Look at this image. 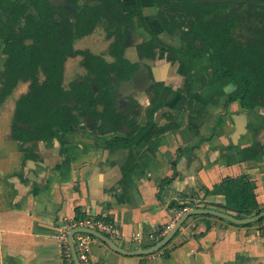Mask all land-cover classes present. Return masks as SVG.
Returning a JSON list of instances; mask_svg holds the SVG:
<instances>
[{
  "label": "crops",
  "instance_id": "1",
  "mask_svg": "<svg viewBox=\"0 0 264 264\" xmlns=\"http://www.w3.org/2000/svg\"><path fill=\"white\" fill-rule=\"evenodd\" d=\"M118 2L127 11L135 9L134 0ZM153 2L142 0L143 13L161 36ZM5 45L0 38V90ZM153 61L151 73L169 91L167 111L154 115L130 153L127 148L109 153L104 138L116 132L95 133L89 116L66 132L55 129L51 138L32 147L22 144L12 138L10 123L15 100L28 85L18 81L0 96V264H63L55 236L88 216L113 223L118 233L109 237L122 249L151 246L183 207L233 213L224 208L220 182L226 177L246 176L264 206V106L244 107L237 99L228 100L234 84L201 79L208 68L203 58L189 66L187 53L178 52L171 60L162 46ZM181 97L186 101L175 108ZM139 102L143 124L149 94H141ZM129 155L135 163L125 172ZM137 231L141 243L132 240ZM150 233L158 238L147 239ZM89 255L93 264H264V220L234 223L193 214L152 253H121L98 238Z\"/></svg>",
  "mask_w": 264,
  "mask_h": 264
},
{
  "label": "trees",
  "instance_id": "2",
  "mask_svg": "<svg viewBox=\"0 0 264 264\" xmlns=\"http://www.w3.org/2000/svg\"><path fill=\"white\" fill-rule=\"evenodd\" d=\"M97 1L95 11L87 5L73 10L76 23L75 31H72L69 23L65 22L66 28H59L47 14L51 3L46 0H0V38H9L0 96H7L18 81H29L27 90L14 103L10 123L13 139L32 147L38 140L51 138L55 129L66 132L83 116H89L94 120L95 133L116 132L104 138L109 153L125 148L130 153L132 143L151 123L154 115L167 111L164 102L169 91L162 88L160 80L152 79L145 89L150 106L145 111L144 123L139 124L143 107L134 95L124 96L119 84L131 79L142 65L148 70L155 58V49L160 45H167L171 56L180 51L188 53L190 63L202 54L200 43L211 45L213 74L235 81L228 100L237 99L242 106L249 108L264 106V43L256 42L246 49L232 41L228 33L230 22H218V17L213 15L215 3L156 0L164 9L161 20L169 32L183 25L188 28H181L185 47L173 48L148 27L140 12L141 0H136L137 10L132 14L122 11L115 0ZM170 11L174 13L169 14ZM2 14H6L5 18ZM133 15L139 17L142 28L151 34L137 45L139 56L150 60L147 64L141 60L130 62L122 55L125 40L122 31L129 32ZM99 19L103 20L107 35L114 34L109 46V53L115 56L113 62L86 50L72 51L70 47L74 33L77 36L90 33ZM24 37H32L33 42L25 44ZM217 37L224 38L223 42L217 41ZM77 52L83 55L81 64L86 73L72 79L65 87L62 61L66 54ZM119 98L125 99L122 107L118 106ZM184 101L186 99L181 97L174 107H180ZM130 156L126 158L125 172L130 171L135 163ZM220 186L225 193L224 208L232 210L235 217H247L264 209L257 203L253 184L246 176L226 177ZM263 220L264 217L255 222Z\"/></svg>",
  "mask_w": 264,
  "mask_h": 264
},
{
  "label": "flooded vegetation",
  "instance_id": "3",
  "mask_svg": "<svg viewBox=\"0 0 264 264\" xmlns=\"http://www.w3.org/2000/svg\"><path fill=\"white\" fill-rule=\"evenodd\" d=\"M46 1L48 3H51V7L49 8V12L47 14H49L51 16V18H53L54 21L58 23L59 28H66V23H69L72 31H75V23H76L75 12L73 10L74 9L79 10L84 5H87V6H90L89 8L91 10L95 11L94 10L95 5L99 3L97 0H46ZM134 1H135V9L132 11H127L118 2V0H115L116 4L121 7L122 11H124L126 13H131V14L137 10L136 0H134ZM195 2H197V1H195ZM199 3H205V4L206 3H215V5L213 6L214 7L213 8V10H214L213 15L215 17H218V20H219L218 22H220V21L230 22L231 28L229 29L228 33L230 34L232 41H236L237 44L243 45L244 48H246V49L249 48L248 46L253 45L256 42L264 43V0H216V1L206 0V1H201ZM153 4H154L153 5V12L154 13H152V14H154L156 16L158 22L162 26V34L161 35L175 36V34L178 32L180 39L183 41V44L181 43L178 46H174L173 44H171L169 42L168 43L166 42V43L173 48L185 47L184 43H186V42L182 37L183 31L181 28L188 29L187 26L183 25L181 28L179 27V28L174 29L172 32H169L164 27L162 20H161V14H162V11H164V9L156 0H154ZM140 12H141V15L143 16L146 24L151 29V31H153L156 34V36L158 38H160L161 36L158 35L150 27V25L148 24V22L145 18V14L143 13L142 0H141ZM171 13L173 14L174 12L170 11L169 14H171ZM167 14H168V12H167ZM5 16H6V14H2V18H5ZM102 22H103V20H102ZM102 22L100 21V19L97 20V23L95 24L93 30L96 27H100L103 30L102 39H104L106 41L105 48H104L103 52L101 50H93L92 48H90L88 46L87 47L75 46V43L78 39L90 34L93 30L90 33H87V34H84L81 36H77L74 33L73 37L71 39V42H70L71 50L72 51H84V50H86L92 54L100 55L107 62L115 61V56H113L112 54L109 53V46L114 39V34H111L110 36H108L107 32L104 28V24ZM131 24L132 25L129 27L128 33L122 31L124 33V37H125V40L123 41L124 47L122 50V55L124 56V58L128 59L130 62L141 60L142 62H145L146 64L150 63L149 59L141 58L139 56L138 51H137V45L142 40L147 38L145 35L150 37L151 34H149L147 31H145L142 28L139 17L137 15L132 16ZM125 25H126V23L123 24L122 27L125 28ZM2 38L6 39V45L5 46L7 47L9 44V38L7 36H4ZM223 40H224V38L217 37V41L223 42ZM23 42L25 44H31L33 42V38L32 37H24ZM162 46L167 48V58L172 60V58H174V56H171L169 54V48L167 45H160L159 47H157L155 49V53H156L157 49L162 47ZM199 46H200V49H202V54L197 58L205 59V61H207V64H208V68L205 71V73L200 75L201 79H203L204 81L213 80V81H215V83H219L221 85H225V84H229V83L235 85V81L224 80L225 78L222 75H221L222 77H219L218 75L213 74V70H212L213 69V67H212L213 63H212L211 58H210V54L213 52L212 46L209 44H205V42L200 43ZM180 52H183V51H180ZM7 55H8V53H7ZM82 57H83V55L81 52H77L73 55L66 54L63 61H62L63 76H64V70L67 68L66 62H68L69 59H73V58H77L76 62L73 63L77 76L84 75L86 73V69L81 64ZM193 60H192V63H193ZM221 61H223V60H221ZM221 61H219V64ZM6 62H7V56H6ZM4 64H5V62H4ZM4 64H2V66ZM152 65H153V63L151 64V66L148 70H146V68H145V70L143 71V74H141L135 78L134 82L136 84H132L131 79L121 82L119 84L120 92L124 96L134 95L136 97L138 103H140L139 102V96H141V94H143L145 92V91L141 90V88H140L141 85H143V83L146 82V86H148L151 83L152 79L156 80L154 75L150 71ZM143 66L144 65H142L141 68H143ZM144 72H145V74H144ZM76 74L74 76H76ZM76 77H73V79ZM41 78H42V75H41ZM71 80L72 79H70L69 81H71ZM222 80H224V81H222ZM28 82L29 81H27V85H28ZM66 86H67V84H66ZM145 93H147V92H145ZM117 103H118V106L122 107L125 104V99L119 98Z\"/></svg>",
  "mask_w": 264,
  "mask_h": 264
},
{
  "label": "built area",
  "instance_id": "4",
  "mask_svg": "<svg viewBox=\"0 0 264 264\" xmlns=\"http://www.w3.org/2000/svg\"><path fill=\"white\" fill-rule=\"evenodd\" d=\"M185 210H187V207H183L176 213L175 217L163 227V229L161 230V235H164L173 226L175 221ZM77 227L94 229L96 231L104 233L107 236L115 235L118 233L117 227H115L113 223L104 220L102 217L88 216L73 221L64 228H61L55 236L57 240L61 242L63 264H74L68 242V232L72 228ZM157 238L158 237L153 233L147 235V239L151 241H154ZM72 239L79 264H93L89 255V246L92 241L98 238L90 232L78 230L73 233ZM132 240L136 243H141V241L143 240V235L139 231H137L132 235Z\"/></svg>",
  "mask_w": 264,
  "mask_h": 264
},
{
  "label": "water",
  "instance_id": "5",
  "mask_svg": "<svg viewBox=\"0 0 264 264\" xmlns=\"http://www.w3.org/2000/svg\"><path fill=\"white\" fill-rule=\"evenodd\" d=\"M193 1H197V2H201V1H206V0H193ZM210 1H216V0H210ZM144 69H140L137 72L134 73V75L131 78V83L132 84H136L135 78L141 74H143ZM145 74V72H144ZM146 82L143 83V85H141V90L145 91L146 89ZM193 214H211L220 218H224L227 219L231 222L234 223H249V222H254L257 221L259 219H261L262 217H264V209H262L261 211H259L258 213L252 214L250 216L247 217H243V218H238L235 217L234 215L218 210V209H212V208H206V207H191L187 210H185L179 217L178 219L175 221V223L173 224V226L166 232V234L160 239L158 240L156 243H154L151 246L148 247H143V248H139V249H134V250H125L122 249L121 247H119L109 236L105 235L102 232L96 231L94 229H89V228H85V227H77V228H72L69 232H68V242H69V246L71 249V254H72V258H73V262L74 264H79V261L77 259L76 256V252H75V247H74V243H73V239H72V235L75 231L78 230H82V231H87L90 232L91 234L95 235L97 238L101 239L102 241H104L107 245H109L112 249H115L116 251H119L121 253H126V254H144V253H152L158 249H160L161 247H163L164 245H166L169 240L172 238V236L177 232V230L179 229V227L183 224L184 220Z\"/></svg>",
  "mask_w": 264,
  "mask_h": 264
},
{
  "label": "rangeland",
  "instance_id": "6",
  "mask_svg": "<svg viewBox=\"0 0 264 264\" xmlns=\"http://www.w3.org/2000/svg\"><path fill=\"white\" fill-rule=\"evenodd\" d=\"M102 35H103V30L100 27H96L90 34L78 39L75 43V46H78V47L88 46L92 48L93 50H101L103 52L106 41L102 39ZM145 36L148 37L147 35ZM160 39L164 41L165 43L169 42L173 44L174 46H178L181 43L183 44V41L180 39L178 32L175 34V36L161 35ZM76 59L77 58L69 59L68 62H66L67 68L64 70V76H63L64 85L67 84L70 79H73V77L77 76L75 72V67L73 64L76 62ZM4 67H5V64L3 65V68ZM75 74L76 76H74ZM22 82L27 83V81H22Z\"/></svg>",
  "mask_w": 264,
  "mask_h": 264
}]
</instances>
